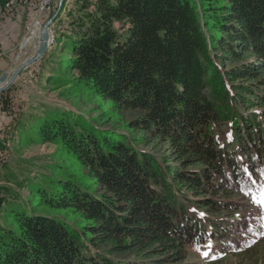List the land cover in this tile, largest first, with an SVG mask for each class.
<instances>
[{"label": "trees", "instance_id": "trees-1", "mask_svg": "<svg viewBox=\"0 0 264 264\" xmlns=\"http://www.w3.org/2000/svg\"><path fill=\"white\" fill-rule=\"evenodd\" d=\"M88 8L49 83L135 117L120 131L54 109L27 124L21 142L57 162L0 206V264H193L196 245L240 247L252 220L235 213L264 191V0Z\"/></svg>", "mask_w": 264, "mask_h": 264}, {"label": "rangeland", "instance_id": "rangeland-1", "mask_svg": "<svg viewBox=\"0 0 264 264\" xmlns=\"http://www.w3.org/2000/svg\"><path fill=\"white\" fill-rule=\"evenodd\" d=\"M84 0H68L66 10L61 20L52 26L53 42L38 62L23 69L10 87L0 93V156H5V164L0 175V206L28 196L26 186L36 177L49 174V166L55 162L57 149L53 145L30 146L23 144L20 132L27 124L54 109L72 111L77 114H86L88 118L99 119L105 128H117L135 117L131 112H118L113 110L110 102L89 94L70 96L67 88H59L50 84L49 79L59 74V63L63 54V41L59 37L71 34L80 28L88 11H80ZM94 1V0H91ZM200 2L201 0H196ZM24 7L30 3L23 4ZM59 0H53L49 10L43 11L39 18L38 8L35 4L33 17H28L22 24L24 30L21 41L11 43L14 64L13 71L38 51V38L45 23L55 14ZM12 11H6L10 15ZM39 23L37 22V19ZM38 26V31L28 45L23 49V42L30 37L32 31ZM13 76V74L11 75ZM71 74L68 78H73ZM26 85H22V79ZM107 113L109 115H107ZM124 131V130H122ZM127 132L129 135L130 133ZM140 137V135H138ZM141 148L152 152L159 157L168 153L167 147L158 143L142 145ZM245 214L251 218L253 234L243 235V244L229 252H224L214 244L196 245L192 248L188 261L193 264H264V191L259 202H244V206L235 214ZM223 216V215H222Z\"/></svg>", "mask_w": 264, "mask_h": 264}, {"label": "crops", "instance_id": "crops-1", "mask_svg": "<svg viewBox=\"0 0 264 264\" xmlns=\"http://www.w3.org/2000/svg\"><path fill=\"white\" fill-rule=\"evenodd\" d=\"M34 7H16L10 12V15L4 14L5 10L3 2H0V77L3 74L8 73L10 76L15 72L13 69L14 58L12 49L15 44L21 41L24 30H22V24L28 17H33L35 11ZM22 85H26L24 78L22 79Z\"/></svg>", "mask_w": 264, "mask_h": 264}, {"label": "water", "instance_id": "water-1", "mask_svg": "<svg viewBox=\"0 0 264 264\" xmlns=\"http://www.w3.org/2000/svg\"><path fill=\"white\" fill-rule=\"evenodd\" d=\"M63 2H64V0H59V6H58L55 14L45 23V25L43 26V28H42V30L40 32V36H39L40 45H39V48H38V52H37L36 58L31 59L30 61L24 62L21 65V67H19L17 69V71L13 74V76H10L8 73L3 74L0 77V93H3L5 90H7L10 87V85L13 84V82L16 79V77L18 76V74L23 69L27 68L31 64H34V63L38 62L40 59H42L44 54L47 52V50L49 48L50 34L52 33V26L54 25L57 17L61 13Z\"/></svg>", "mask_w": 264, "mask_h": 264}, {"label": "built area", "instance_id": "built-area-1", "mask_svg": "<svg viewBox=\"0 0 264 264\" xmlns=\"http://www.w3.org/2000/svg\"><path fill=\"white\" fill-rule=\"evenodd\" d=\"M3 2L5 10L12 11L14 8L22 6L23 3H30V6L35 4L38 8L39 18L43 16V10L46 6H52L53 0H0ZM37 19L36 23H39L40 19ZM5 164V156H0V175L2 166Z\"/></svg>", "mask_w": 264, "mask_h": 264}, {"label": "bare ground", "instance_id": "bare-ground-1", "mask_svg": "<svg viewBox=\"0 0 264 264\" xmlns=\"http://www.w3.org/2000/svg\"><path fill=\"white\" fill-rule=\"evenodd\" d=\"M23 4H27V3H23ZM49 9H50V6H46V7L44 8L43 11H46V10H49ZM37 31H38V26H36L35 29L32 31L31 36H30V37H27V38L25 39V41L23 42V44H22V45H23V49H25V47L28 45V43H29V42L32 40V38L36 35ZM53 40H54V38H53V35H52V33H51V34H50V40H49V47H50V45L52 44ZM38 42H39V38H38ZM39 45H40V42H39ZM38 48H39V46H38ZM37 52H38V51H37ZM36 56H37V53H36L35 56L30 57V58L27 59L25 62L30 61L31 59L36 58Z\"/></svg>", "mask_w": 264, "mask_h": 264}]
</instances>
